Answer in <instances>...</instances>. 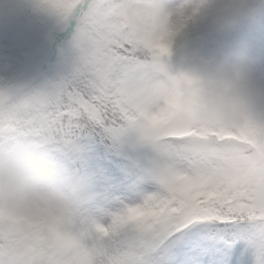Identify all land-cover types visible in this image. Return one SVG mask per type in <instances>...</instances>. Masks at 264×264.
<instances>
[{
	"label": "snow or ice",
	"instance_id": "snow-or-ice-1",
	"mask_svg": "<svg viewBox=\"0 0 264 264\" xmlns=\"http://www.w3.org/2000/svg\"><path fill=\"white\" fill-rule=\"evenodd\" d=\"M123 0H38L74 32L76 64L50 90L0 89V127L59 152L86 132L135 135L148 189L103 222L26 238L0 216V264H264V125L224 136L178 120L166 28L144 50L107 37Z\"/></svg>",
	"mask_w": 264,
	"mask_h": 264
},
{
	"label": "clouds",
	"instance_id": "clouds-1",
	"mask_svg": "<svg viewBox=\"0 0 264 264\" xmlns=\"http://www.w3.org/2000/svg\"><path fill=\"white\" fill-rule=\"evenodd\" d=\"M202 10L210 11L218 32L264 14L258 0H123L107 37L140 51L154 29L168 30L166 75L174 114L185 124L224 136L264 125V82L248 70L246 46L208 59L181 43L188 21ZM91 200L83 175L57 149L25 128L0 127V216L20 235L45 236L83 222Z\"/></svg>",
	"mask_w": 264,
	"mask_h": 264
},
{
	"label": "rangeland",
	"instance_id": "rangeland-1",
	"mask_svg": "<svg viewBox=\"0 0 264 264\" xmlns=\"http://www.w3.org/2000/svg\"><path fill=\"white\" fill-rule=\"evenodd\" d=\"M210 18V11L202 10L188 21L181 41L185 48L199 49L208 59H220L244 45L249 51L248 70L255 79L264 82V14L249 21L240 39L232 38L230 41L229 36L221 39L219 34L213 35L208 31ZM73 32L71 25H66L58 15L41 6L38 0H0V41L5 40L0 51L6 49L0 53L4 60L8 59L6 64L11 84L17 89L29 88L43 69L48 68V61L57 50H61L64 60L57 58L53 67L59 66L58 71L64 69L72 73L77 59L71 46ZM50 42L52 47L47 55ZM176 60L177 57L173 56L170 63L174 65ZM55 76V70L47 69L38 82L21 94L50 90L58 83ZM122 138L125 142L123 148L129 149V155L118 154V162L108 156L86 157L83 148L75 143L60 151L83 175L92 196L84 213L86 225L93 221L103 222L122 202L139 199L148 190L142 174L151 160L150 149L142 145L135 135Z\"/></svg>",
	"mask_w": 264,
	"mask_h": 264
},
{
	"label": "trees",
	"instance_id": "trees-1",
	"mask_svg": "<svg viewBox=\"0 0 264 264\" xmlns=\"http://www.w3.org/2000/svg\"><path fill=\"white\" fill-rule=\"evenodd\" d=\"M259 5L264 8V0H258ZM251 19L244 20L236 29L229 31V32H218L216 28L213 25L212 16L208 20L209 23V29L208 31L213 33V35L219 34V37L221 39L227 38L229 36V41L232 38L240 39V37L243 34L244 27L249 23ZM52 31V28L49 32ZM0 46L5 45V40L0 41ZM221 42V41H220ZM6 49H1L0 52L5 51ZM59 56V57H58ZM58 60H64V55L61 54V50L57 51L54 58L49 63V66L47 69L55 70L57 79V82H60L61 80L69 77L71 75V72H67L64 69L61 71H58L59 66L53 67V65L56 62V59ZM6 61L8 59L4 60L3 55L0 53V89H12L19 91L20 93H24L27 89L31 88L36 82H38L41 78L39 77L36 81L30 84L29 88L22 87L20 89L15 88L10 82V75L8 74V65L6 64ZM11 61V60H10ZM44 70L41 74V77L44 75V73L47 71ZM74 70V68H73ZM73 72V71H72ZM41 92V90H40ZM124 138L119 139H113L110 138L107 134H104L100 131H89L86 132L84 135L81 136L80 139H78L75 144L79 145L84 150V155L86 157H95V156H108L112 157L116 162H118L117 155L120 153H124L125 155H129V149H124Z\"/></svg>",
	"mask_w": 264,
	"mask_h": 264
},
{
	"label": "bare ground",
	"instance_id": "bare-ground-1",
	"mask_svg": "<svg viewBox=\"0 0 264 264\" xmlns=\"http://www.w3.org/2000/svg\"><path fill=\"white\" fill-rule=\"evenodd\" d=\"M51 47H52V42H50L49 44H48V51H47V55L49 54V51H50V49H51Z\"/></svg>",
	"mask_w": 264,
	"mask_h": 264
}]
</instances>
